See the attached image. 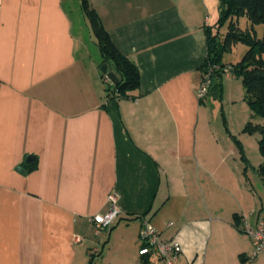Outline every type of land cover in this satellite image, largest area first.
Instances as JSON below:
<instances>
[{
	"label": "crops",
	"instance_id": "1",
	"mask_svg": "<svg viewBox=\"0 0 264 264\" xmlns=\"http://www.w3.org/2000/svg\"><path fill=\"white\" fill-rule=\"evenodd\" d=\"M77 3L0 0V264H89L95 245L92 264H157L137 254L143 220L179 245L174 264H257L234 227L263 217L257 176L241 163L236 177L231 135L212 132L198 98L218 0H89L139 73L116 102ZM110 195L119 216L101 240L92 217Z\"/></svg>",
	"mask_w": 264,
	"mask_h": 264
},
{
	"label": "trees",
	"instance_id": "2",
	"mask_svg": "<svg viewBox=\"0 0 264 264\" xmlns=\"http://www.w3.org/2000/svg\"><path fill=\"white\" fill-rule=\"evenodd\" d=\"M78 1L83 15L89 21L91 31L97 39L102 59L101 65L108 64L118 79L115 85L108 84L109 86L105 90L106 96L114 102L127 99L132 92L139 88L138 70L112 44L95 10L89 5V0ZM218 2V19L215 24L205 29L206 58L201 67L203 72L210 69V86L205 98L199 100L201 104H204L206 99L220 98L223 89L221 77L228 70L235 78L241 80L245 92L244 99L250 112V120L243 131L259 135L258 148L262 157L259 167H250L243 154L241 144H238L235 139L234 144L237 143L235 146L244 162L243 174L246 175L248 171H251L264 184V36L261 39L257 38L253 29L254 26H264V0H218ZM241 18L247 19L250 24L249 30L243 31L239 28L238 23ZM224 26H226V32L221 34L220 30ZM238 43L245 45L248 50L239 62L227 66L222 62V56ZM257 118L262 119L263 123L254 124L253 122ZM34 168L35 166H32L29 170ZM239 225L238 217L234 215V227L240 232ZM239 258L241 260L243 257L240 255ZM93 260L94 258L90 257L89 264H92Z\"/></svg>",
	"mask_w": 264,
	"mask_h": 264
},
{
	"label": "rangeland",
	"instance_id": "3",
	"mask_svg": "<svg viewBox=\"0 0 264 264\" xmlns=\"http://www.w3.org/2000/svg\"><path fill=\"white\" fill-rule=\"evenodd\" d=\"M72 2L73 9L80 13L77 0H72ZM217 17L218 14L215 15V17L211 18V24L216 23ZM83 22H85V24L82 25V31L86 34V36L84 37L87 41L86 46L88 47V53L91 60H94L95 63H98L101 59L99 54V47L97 45V39L94 37L91 31L88 19L85 18ZM238 24L239 28L243 31L246 29H250V24L246 18L239 19ZM253 29L257 38L261 39L264 36V26H254ZM225 32L226 26H224L220 30L221 34H224ZM247 50L248 48L245 45L238 43L232 46L229 51L223 54L222 62L227 66L236 64L242 59ZM232 77L233 76L230 74L229 70L226 71L221 77V84L223 89L220 98H209L205 101L209 124L212 127V132L216 135L223 137L231 135L233 143H235V139L238 144H241L243 154L245 155V158H247L248 165L250 167L254 166L253 168H257L261 164V158L258 148L259 135L257 133L248 134L243 131L246 124L250 120V112L244 99L245 92L243 90L241 80L239 78H235L236 80H232ZM253 123L260 125L263 123V120L257 118ZM236 144H234L235 148ZM241 163L244 165V162L241 159V155L239 153L238 159L236 158L235 160V166L238 169L236 171V173H238L236 177H238L240 180L242 179V175L240 174L239 170V166H242ZM242 181L243 179L241 180V183H243ZM252 184L254 186V190L257 191L259 196H262V198L264 199V184L258 179V177H253ZM246 196H248V198L244 202L243 207L244 214L248 215L252 210H255L256 203L253 202L252 194L250 192H248ZM102 237H104V233L99 236L100 239ZM254 261L257 262V264H264V254L257 255L253 259V262ZM249 262H251V260Z\"/></svg>",
	"mask_w": 264,
	"mask_h": 264
},
{
	"label": "built area",
	"instance_id": "4",
	"mask_svg": "<svg viewBox=\"0 0 264 264\" xmlns=\"http://www.w3.org/2000/svg\"><path fill=\"white\" fill-rule=\"evenodd\" d=\"M105 81H109L107 78ZM210 86V69L202 74L198 89V98L203 99L207 95ZM110 208L105 214L92 217L94 235L99 237L102 233L107 234L109 229L116 223L119 210L115 203L114 195L108 197ZM239 230L246 235L253 246V257L264 254V216L255 225H250L245 219L240 223ZM77 242L80 239L76 240ZM140 247L137 251L139 257H153L157 264H174L180 253L179 245L174 241H163L159 232L153 228L147 220H143L138 233ZM101 246L95 245L88 250V256L95 258L100 254Z\"/></svg>",
	"mask_w": 264,
	"mask_h": 264
},
{
	"label": "water",
	"instance_id": "5",
	"mask_svg": "<svg viewBox=\"0 0 264 264\" xmlns=\"http://www.w3.org/2000/svg\"><path fill=\"white\" fill-rule=\"evenodd\" d=\"M100 72L111 82V84L115 85L118 82L116 75L110 70L107 64H102L100 66ZM33 159V156H28L26 159V163L31 162ZM17 170L22 174H25V170L23 168H18Z\"/></svg>",
	"mask_w": 264,
	"mask_h": 264
}]
</instances>
